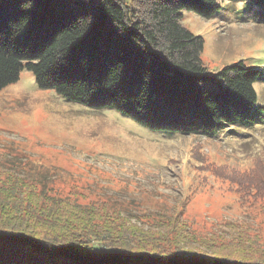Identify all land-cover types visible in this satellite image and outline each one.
Instances as JSON below:
<instances>
[{
	"label": "trees",
	"instance_id": "1",
	"mask_svg": "<svg viewBox=\"0 0 264 264\" xmlns=\"http://www.w3.org/2000/svg\"><path fill=\"white\" fill-rule=\"evenodd\" d=\"M224 1L0 0V90L28 70L39 88L151 130L212 137L261 125L260 71L240 60L209 73L202 37L182 24L183 11L208 19ZM243 2L244 21L264 23V0ZM0 174V264H264L257 234L233 240H245L259 260L241 248L201 253L181 228L182 209L132 216L108 200L51 196L46 178ZM218 175L262 210L264 151L244 171Z\"/></svg>",
	"mask_w": 264,
	"mask_h": 264
},
{
	"label": "rangeland",
	"instance_id": "2",
	"mask_svg": "<svg viewBox=\"0 0 264 264\" xmlns=\"http://www.w3.org/2000/svg\"><path fill=\"white\" fill-rule=\"evenodd\" d=\"M221 6L208 19L185 10L182 24L202 37L200 58L209 73L240 60L260 71L255 106L264 113V23L244 21L243 0ZM263 151L264 123L230 126L212 137L151 130L114 109H93L39 88L28 70L0 90V172L46 178L51 196L85 205L108 200L132 216L182 209L181 228L201 253L249 251L246 241H256L255 234L264 244V202L260 210L218 175L244 171ZM235 234L246 241L233 240ZM260 254L245 256L259 260Z\"/></svg>",
	"mask_w": 264,
	"mask_h": 264
}]
</instances>
